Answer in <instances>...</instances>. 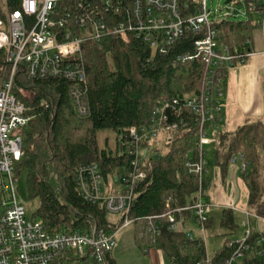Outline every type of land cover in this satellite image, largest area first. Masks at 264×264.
<instances>
[{
	"label": "trees",
	"instance_id": "16d2710c",
	"mask_svg": "<svg viewBox=\"0 0 264 264\" xmlns=\"http://www.w3.org/2000/svg\"><path fill=\"white\" fill-rule=\"evenodd\" d=\"M124 2L128 7L130 0ZM21 3L22 0H0V17L19 9ZM215 26L220 44L233 47L247 39L253 40L257 25L250 19H230L216 22ZM198 37L189 31L166 53H153L149 44L132 35H111L101 42L86 41L82 54L92 108L86 118L76 115L66 79L33 78L26 64L19 65L13 91L32 118L21 129L24 152L14 172L16 176L26 173L29 196L40 200L32 219L41 220L50 233L85 232L94 227L113 232L121 227L123 216L117 222L112 221L108 217L110 212L103 206L88 202L79 194L77 169L82 164L97 163L106 184L121 182L131 161L126 129L147 124L159 98H184L201 92L204 63L175 62L179 54L193 50V41ZM7 70L5 51L0 49V83ZM172 111L175 119L176 111ZM183 115L184 121L171 130L173 133L166 138L164 147L154 144L153 154L142 164L147 177L136 190L129 215L134 220L132 226L143 252L156 247L171 264H222L237 248L233 236L238 224L233 208L222 210L221 225L229 230L230 236L210 259L203 234L190 237L188 232L172 228L169 221L168 214L177 209H183L182 214L192 212L187 207L205 198L207 186L199 175L187 172L188 160L207 158L208 152L197 144L201 128L193 114L183 108ZM102 129L122 134L116 150L99 145L97 133ZM217 136L216 165L225 174L232 157L237 153L244 155L247 171L241 172V176L249 189L248 211L264 216V121L245 123L232 135L219 133ZM206 179L209 180L208 176ZM150 217L158 219V235L148 229ZM205 225L212 226L210 216ZM261 236L252 231L249 242L253 248L259 250L261 245L256 240ZM107 258L109 264H118L112 253ZM57 262L62 264L60 259ZM246 264H264V257L252 258Z\"/></svg>",
	"mask_w": 264,
	"mask_h": 264
},
{
	"label": "built area",
	"instance_id": "2783aa9c",
	"mask_svg": "<svg viewBox=\"0 0 264 264\" xmlns=\"http://www.w3.org/2000/svg\"><path fill=\"white\" fill-rule=\"evenodd\" d=\"M231 2L237 4L240 0ZM246 4L248 12L257 16L255 24L262 29L264 44V0H246ZM237 16L233 8L222 16L218 11L213 12L208 0H130L128 7L124 0H22L19 9L8 12L5 18L0 17V49H4L8 63L7 75L0 83V264H58V259L62 264L72 259H78L80 264H109L107 256L115 248L118 234L133 225L129 213L137 196L136 190L147 177L141 166L153 154L154 143L161 133L179 127L185 119L184 108L190 110L201 128L197 144L206 148L213 141L208 132L209 128L218 129L223 119L222 100L227 74L255 53L252 39L233 47L219 42L215 23ZM189 31L199 37L193 41V50L179 54L175 62L197 60L204 63L201 92L184 98H159L147 124L126 129L131 161L121 176L119 190L106 184L97 163L82 164L77 169L79 194L110 213L121 214L124 218L121 227L113 232L94 227L85 232L50 233L41 220L27 219L25 208L18 201L13 177L24 152L21 129L32 118L13 91L19 65L26 64L28 74L33 78L66 79L76 115L86 118L92 112L82 54L86 41L101 42L111 35H132L149 44L153 53H166ZM172 109L177 114L175 119L171 116ZM231 165H238L243 173L247 171L241 153L232 157ZM186 169L209 185L207 158L188 160ZM212 207L205 198H199L187 207L202 225L204 233ZM182 210L168 214L174 229L182 221ZM257 216L264 219V216ZM147 224L153 235L159 234L157 218L150 217ZM252 231L248 227L244 236L235 240L237 248L222 264H240L238 260L253 249L249 242ZM188 233L193 237L191 232ZM202 236L206 240L205 235ZM256 244H264L263 235Z\"/></svg>",
	"mask_w": 264,
	"mask_h": 264
},
{
	"label": "crops",
	"instance_id": "0c3cea01",
	"mask_svg": "<svg viewBox=\"0 0 264 264\" xmlns=\"http://www.w3.org/2000/svg\"><path fill=\"white\" fill-rule=\"evenodd\" d=\"M253 48L255 50V53L253 55H250L246 59L245 63L237 65L239 66L238 68H236L234 71H231L230 73L228 72L227 74L225 81V95L222 100L223 119L220 122L218 129L213 130V128H211L214 135L211 144H213L214 148L216 145V140L218 138L217 134L221 133L231 135L245 123L255 122L257 120L264 121V44L263 47L257 49L253 37ZM207 176L209 179V185H207L206 187H210L213 179L217 181V184L214 188L215 197H213V200L207 197H205V199L211 202L213 207L214 204L221 205L223 208L231 207L233 208L234 213L235 210H240L246 215V217L248 216V224L245 223L246 230L250 226L254 232L259 233V235H263L264 231L259 230V227H252L253 222L251 220V216L255 215L258 220L262 221H264V219L260 218L253 212H250L251 214L248 215L247 212L249 211L247 202L245 207L241 203V198L244 193H247L248 200L249 189L241 176L240 167L238 165L230 164L227 172L225 174H222L219 166L216 165L215 162L214 172L210 175L209 168V173L207 174ZM111 186L112 189L114 188V190H119L121 187L120 184H112ZM178 229H182L186 232H191L195 237H201L202 235L201 227L195 220L192 212L187 213L183 216L182 221L178 223ZM133 231H135V229H133ZM120 233L118 234L117 244L112 251V256L117 260L118 264H134L136 261L141 259L139 251L143 252V250L138 244L135 236L134 246L135 248L138 247L139 250L134 251L135 254L132 255L134 259L127 262L120 260L119 256L117 255L119 243L118 240L119 237H122ZM227 233L228 231L224 232V234ZM245 233H243L242 236L233 237L234 239L242 238ZM227 237L228 236H226V238ZM224 241L222 242L224 243ZM263 249L264 244L260 246L259 250L258 247L251 249L245 257L239 259V263L246 264L248 260L252 258L264 257ZM217 251L218 250H216L215 252ZM143 253L150 259L152 264H171L163 251L156 247H150L148 248L146 253Z\"/></svg>",
	"mask_w": 264,
	"mask_h": 264
},
{
	"label": "rangeland",
	"instance_id": "374dc122",
	"mask_svg": "<svg viewBox=\"0 0 264 264\" xmlns=\"http://www.w3.org/2000/svg\"><path fill=\"white\" fill-rule=\"evenodd\" d=\"M208 6L210 9L213 10V12L218 11V13L221 16L224 13L231 11L232 8L235 9L238 16L237 18H233L232 20H248V17H250L251 20L255 23L257 19V16L254 13L248 12L246 0H240V3L237 4H234V2L227 3V0H208ZM253 33H254L253 37L256 43V48L258 49L260 47H263L262 29L256 26ZM238 67L239 66L233 67L232 69L229 70V73L231 71H234ZM224 95H225V91H224ZM213 130L210 129L208 132L209 138L211 140H213V136H214L212 132ZM172 133L173 131L167 133H161V135L154 144H158L160 147L163 148L166 138L170 136ZM97 137H98V143L101 147L116 150L118 148L119 143L121 142L122 134H118L111 129H102L98 131ZM211 143L206 145V149L208 152L207 159L210 168V175L214 172V166H215L214 146ZM13 177L16 186V194L18 201L21 204H23L26 211L27 219H31L34 217L36 210L39 207L40 200L39 198H31L29 196L27 183H26V173H22L21 175L16 176L14 172ZM216 184L217 181L213 179L210 184V187H205L204 189L205 197L211 198V200H213V197H215L214 188L216 187ZM246 202H247V193H244V195L241 198V203L244 207L246 206ZM212 208L213 209L210 213L211 214L210 217L212 218V226L210 228H206L205 225L204 226L205 233L201 231L206 238L205 241H206V248L209 254L208 255L209 259L215 255L214 253H216L215 252L216 250H219L223 246L222 241H224L226 236L228 237L230 236L228 233L224 234V232L229 230L221 225L223 207L221 205L214 204V207ZM182 215L185 214L183 213ZM234 215L236 222L238 224V227L234 232V236H242L243 233H245L246 231L245 223L248 224V220H247L248 216L246 217V215L242 213L240 210H235ZM121 216H122L121 214H115V213L108 214L109 219L115 222H117L121 218ZM251 220L253 222L252 227H259V230L264 231V221L258 220L255 217V215L251 216ZM198 224L200 225V223ZM200 227H202V225H200ZM133 229L135 228L133 226H130L128 228L121 230L120 234L122 237L121 238L119 237L118 240L119 243H118L117 255L119 256L120 260L125 262L133 260L134 257L132 255L135 254L134 251L139 250L138 247L135 248L134 246L135 231H133ZM139 253L141 255V259L136 261L134 264H152L150 259L142 251H139ZM65 264H80V261L78 259L66 260Z\"/></svg>",
	"mask_w": 264,
	"mask_h": 264
},
{
	"label": "water",
	"instance_id": "95a60500",
	"mask_svg": "<svg viewBox=\"0 0 264 264\" xmlns=\"http://www.w3.org/2000/svg\"><path fill=\"white\" fill-rule=\"evenodd\" d=\"M232 0H227V3L231 2Z\"/></svg>",
	"mask_w": 264,
	"mask_h": 264
}]
</instances>
